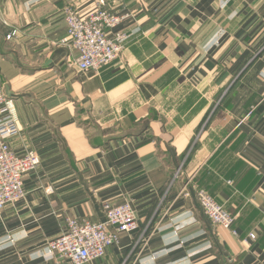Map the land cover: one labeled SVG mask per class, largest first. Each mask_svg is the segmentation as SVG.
I'll return each instance as SVG.
<instances>
[{"label": "crops", "instance_id": "crops-1", "mask_svg": "<svg viewBox=\"0 0 264 264\" xmlns=\"http://www.w3.org/2000/svg\"><path fill=\"white\" fill-rule=\"evenodd\" d=\"M97 2L0 0V140L40 158L0 211V264H57L65 217L103 221L123 202L147 245L121 233L84 264H264V0H106L130 14L113 30L125 48L80 73L63 7ZM198 189L236 233L213 230Z\"/></svg>", "mask_w": 264, "mask_h": 264}, {"label": "built area", "instance_id": "built-area-1", "mask_svg": "<svg viewBox=\"0 0 264 264\" xmlns=\"http://www.w3.org/2000/svg\"><path fill=\"white\" fill-rule=\"evenodd\" d=\"M124 8L122 6L121 10L114 11L108 8L106 0H98L96 7L82 16L75 4L64 5L65 36L60 42L75 49L69 65L74 66L80 73L97 72L102 66L121 56L125 34L113 30L129 18L128 12L123 13ZM16 32L13 29L5 37L9 39ZM7 100L8 97L1 92L0 104ZM5 121L11 123L12 118L8 117ZM38 165L39 158L34 148H27L23 154H18L6 141L0 140V211L23 196L22 178ZM195 198L202 213L213 225L222 228L233 226L236 217L206 190H196ZM104 212L103 221L65 217L61 232L48 242L57 264L63 261L84 264L100 258L109 247L118 242L121 233L137 235L134 246L138 245L136 247L140 250L147 245L150 237L149 224L137 232V219L129 203L107 205ZM248 237L255 236L249 233Z\"/></svg>", "mask_w": 264, "mask_h": 264}, {"label": "rangeland", "instance_id": "rangeland-1", "mask_svg": "<svg viewBox=\"0 0 264 264\" xmlns=\"http://www.w3.org/2000/svg\"><path fill=\"white\" fill-rule=\"evenodd\" d=\"M6 36V35H5ZM15 36V35H14ZM13 37V36H12ZM124 48H125V39H124ZM3 93V94H5L7 97H8V95H7V93H6V91H5V89L2 87V86H0V93ZM9 98V97H8ZM9 102V100H7L5 103H3V104H0V107H2V106H6L7 105V103ZM9 145V144H8ZM10 146V145H9ZM11 147V146H10ZM31 148V147H30ZM14 150V149H13ZM35 150V149H34ZM15 151V150H14ZM25 151H26V149H25ZM24 151V152H25ZM36 151V153H37V150H35ZM16 152V151H15ZM16 153H18V152H16ZM18 154H23V153H18ZM37 155H38V153H37ZM38 158H39V156H38ZM39 163H40V158H39ZM39 166V165H38ZM37 166V167H38ZM35 170V169H34ZM33 171V170H32ZM29 173V172H28ZM27 174V173H26ZM25 176V175H24ZM23 176V177H24ZM228 182V184H230L231 183V180H228L227 181ZM22 185H23V178H22ZM219 203V202H218ZM220 204V203H219ZM221 206L223 207V208H225L222 204H221ZM227 210V209H226ZM228 211V210H227ZM229 212V211H228ZM105 213V212H104ZM231 215H233V216H235L234 214H232L231 212H229ZM236 217V216H235ZM207 219V218H206ZM236 219H237V217H236ZM208 220V219H207ZM209 221V220H208ZM210 222V221H209ZM235 223H236V221H235ZM235 223L233 224V226L231 227V228H223V229H228V230H231V232H233V233H236V231L234 230V225H235ZM137 224H138V222H137ZM150 225H152V224H150ZM210 225H211V227L213 228V230L214 231H217L218 229H221L222 227H219V226H217V225H213L211 222H210ZM138 228H139V226H138ZM136 246H138V245H135L134 247L136 248ZM139 248V247H138ZM139 250H140V248H139Z\"/></svg>", "mask_w": 264, "mask_h": 264}]
</instances>
